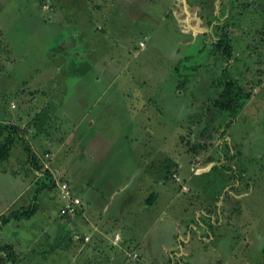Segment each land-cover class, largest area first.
<instances>
[{"label":"rangeland","instance_id":"1","mask_svg":"<svg viewBox=\"0 0 264 264\" xmlns=\"http://www.w3.org/2000/svg\"><path fill=\"white\" fill-rule=\"evenodd\" d=\"M52 2L0 0V126L21 120L23 135L32 130L34 136L26 140L40 167L35 170L28 163L19 140L9 158L0 161V216L36 202L34 214L0 226V243L14 246L18 264L78 261L73 215H58L61 196L56 186H43L48 182L44 172L62 176L83 200L82 189L76 187L89 175L90 156L74 142L81 136L88 147L95 134L96 138L148 140L154 150L161 147L166 163L164 188L174 193L178 188L180 198L171 199L167 191L171 204L153 228L159 234L150 235L158 256L154 263H160L161 241H170L189 255L188 264H264V0L260 4L257 0H56V7ZM80 2L83 11L93 10L98 17L107 14V20H94L98 28L106 31L114 22L112 27L120 29L116 33L97 30L77 45L84 48L77 51L78 58L93 59L90 76H101L94 85L77 82L75 76L65 78L76 51L57 48L67 31L74 29L71 17ZM222 29H227L233 47L229 71L251 94L234 118L212 107L214 82L226 63L212 48ZM63 55L72 59L64 66ZM34 89L51 95V103L61 101L64 93L63 108L32 114L40 101L22 93L32 95ZM80 91L87 93L81 101L77 100ZM100 93V104L110 94L123 93L136 107L149 101L158 110L156 114L147 110L149 120L144 121V111L117 106L119 110L103 115V124L93 116V130L86 129L85 122L75 127L76 109H87ZM139 93L150 99L142 95L132 99ZM27 109L33 111L28 116ZM122 117L132 121L128 130L116 122ZM41 131L52 147L35 145L41 141L37 139ZM91 143L92 147L83 148L90 154L97 141ZM190 159L208 162L209 168L193 172ZM134 163H124L123 172L127 174L126 168ZM87 227L79 230L90 233ZM201 235L214 241L201 246ZM131 248L127 263L139 262L140 248ZM134 253L136 258L131 256Z\"/></svg>","mask_w":264,"mask_h":264},{"label":"crops","instance_id":"2","mask_svg":"<svg viewBox=\"0 0 264 264\" xmlns=\"http://www.w3.org/2000/svg\"><path fill=\"white\" fill-rule=\"evenodd\" d=\"M79 1L80 0H77V3ZM87 1L88 0H86V2ZM261 1L262 0H257L259 4ZM53 2L56 7L58 5L56 0H53ZM80 5L81 6L78 5L79 9L76 11L77 13L71 17L72 21L74 20V29H71V33L70 31H67L66 36H64L57 48L59 52L62 51L65 53L68 52V50L76 51V60L69 63L65 68V78L68 76H75L74 79L75 81L78 80L77 82L80 81L82 83L85 82L87 85H94L100 81L101 76H90L92 70L94 71L92 63L93 59L90 56H88V60L83 59V56L78 58L77 51H83L84 48L77 47V45L80 43V39L92 36V33L94 34L97 30L103 33L110 30L116 33L120 32V29H117L118 27H112L114 22L113 24H110L106 31L102 27L98 28L96 26L97 23L94 22V20L98 17L97 15H99V13L94 12L93 10L89 12L83 11L85 5L82 2H80ZM257 7L258 5L254 6V9L256 10ZM263 10L264 8L261 11ZM98 18L107 20V14L99 16ZM83 33L85 34L82 35ZM90 39L91 41L93 40L92 38ZM92 48L93 47L90 46L87 50L91 51ZM69 56L70 55H63V57H65L63 66L66 65L67 60L72 61V59H68ZM229 62L231 63L232 59H230ZM98 72H100V70H98ZM177 86L175 88L176 91L179 90ZM23 92L24 93L22 94H26V97L29 96L31 100L37 98L40 101L38 106L32 105L36 108L34 112L31 111L32 109L30 111L29 109L25 111L27 116L28 112H33L32 114L35 115L40 112L41 109L48 110L53 107L57 108L59 111L64 106L65 97L62 92L60 97L61 101L57 100L55 103L49 101L52 97L51 95L47 96L45 91L34 89V94L32 95L28 94V92L25 93V90ZM102 95V93L97 94L95 100L90 102V106L87 109H76L78 113L75 118V127L82 124V122H85L86 129L92 128L91 130H93V116L98 118V124H103V115L110 114V111L119 110L116 109L117 106H122L121 110L124 111L128 108L144 111V121L149 120L147 114L150 113H147V110H150L155 114L158 110V108L153 106L149 101H145L144 104H141L140 102V107H136L131 100H128L129 95L123 93L110 94L111 96L109 95L106 98L107 102L100 104ZM135 95L132 99H136L137 96L141 95L143 96L142 98L150 99L145 93ZM86 96L87 93L85 91H80V97L77 100H84ZM26 97H24V99ZM57 98L59 97L57 96ZM29 102L30 100L24 103L29 104ZM81 104L82 103H80L79 106H81ZM98 105H101V107L97 108L96 111H93ZM64 114H66V112ZM90 114L92 115L91 117ZM49 115L54 116L52 114ZM2 117H4V115H2ZM53 118H55V116ZM130 121L131 120H127L126 118L124 119V117L116 119V122L122 125L123 130H128L127 126ZM11 124L20 126V129L22 128L21 120L13 121ZM35 128L38 129L37 126H35ZM95 130L105 131L106 129L95 128ZM31 131L32 130L28 128L26 134L24 133L25 139L29 140L34 136V134H30ZM42 133L43 131L40 132V135H37V139L41 141L40 143H35V145L42 144L41 146L49 145L52 147L50 143L46 142L49 138ZM79 138L80 140L74 142V146L77 149L82 148L80 152L86 156H90V164L89 168H87L89 175L81 179L82 181H80L76 187L82 189L81 196H83V200L79 195H75L76 193L74 194V187L68 182L73 194L78 196L82 202L81 208L72 216L73 219H71L78 232H81L79 229L85 224H87L92 231L90 233H78L77 231H74L77 234L89 237L86 242H83V240H74L78 245L77 251L79 254L78 257L75 256V259L78 258V261H76L75 264H188L189 255L183 253L182 247H179V244L177 247H173L172 242L169 243L170 241L165 243L164 241H161L158 246V250L161 249L160 263H154L153 261V259L158 257L155 255L156 247L154 245V237L159 234V232L153 230V228H155L157 226L156 224L160 221L163 211L168 210L171 204V202L167 200V191H171V193H169L171 199L172 196H174L175 199L180 198L178 192L180 190L178 188L176 189L177 193H174L171 189L168 190L167 188H164L163 177L164 166H166V163L164 164L162 159L161 147L154 150L152 148V142L148 140H121L109 138L106 135H104L103 138H96L94 134L91 141L94 139L97 143L96 148H93L94 150H92L90 154L83 148H89V146L92 147L91 141L87 143L89 144L87 147L85 146V141H82V137L79 136ZM158 160L159 162L157 164ZM133 162L136 163V166L132 164L130 165L131 168L127 167L126 170L128 173L125 174L126 172H123L124 163ZM209 164L210 163L208 162H202V160H189L190 170L192 169L193 172L195 171L196 173L207 170ZM83 185L87 189H84ZM186 202H188V199H186ZM196 210L194 211L197 212ZM195 212H193V214ZM189 223L192 224L191 221ZM202 225L199 223L198 228L203 229ZM116 232L120 234L117 241L113 239V235ZM150 235L154 237H150ZM202 236L203 235L199 237L201 246L214 241L212 236H208V240ZM60 237L62 238V235ZM131 246L133 248H140V254L143 257L145 255L149 261L140 256L141 258L139 262L127 263V261H131L128 259V257H130V254L128 253L129 249H132ZM145 261H147V263H145Z\"/></svg>","mask_w":264,"mask_h":264},{"label":"trees","instance_id":"3","mask_svg":"<svg viewBox=\"0 0 264 264\" xmlns=\"http://www.w3.org/2000/svg\"><path fill=\"white\" fill-rule=\"evenodd\" d=\"M214 52L224 61L225 66L222 68L219 77L214 82L216 97L212 101V107L219 111L228 112L233 118L239 112L244 101L250 98V92H244L242 86L238 84L237 80L230 74L229 60L232 57L233 47L227 29H222L212 42ZM1 137L0 139V161H5L9 158L12 146L16 140H19L24 146L28 163L35 169H39L37 159L32 151L28 141L24 138L22 129L15 124H5L0 126ZM48 182L43 186L53 188L55 186L53 177L49 171ZM45 176V175H44ZM35 202H29L25 209L12 210L8 214L0 216V226L7 224L10 220L25 219L34 214ZM24 210V211H23ZM18 255L11 244L0 243V264H18Z\"/></svg>","mask_w":264,"mask_h":264},{"label":"built area","instance_id":"4","mask_svg":"<svg viewBox=\"0 0 264 264\" xmlns=\"http://www.w3.org/2000/svg\"><path fill=\"white\" fill-rule=\"evenodd\" d=\"M45 9H48L49 4L45 3L43 6ZM142 45V42L140 43ZM175 176V175H174ZM55 186L58 189V192L61 196V205L58 209L59 216H66V215H74L77 211L81 208L82 202L78 196H75L69 186L67 180L62 178V176L53 177ZM73 239L76 241L83 240V242L88 241V236H82L80 234H74ZM119 239V233L114 234V240L117 241ZM132 258H136V254L131 255Z\"/></svg>","mask_w":264,"mask_h":264},{"label":"flooded vegetation","instance_id":"5","mask_svg":"<svg viewBox=\"0 0 264 264\" xmlns=\"http://www.w3.org/2000/svg\"><path fill=\"white\" fill-rule=\"evenodd\" d=\"M215 39V38H214ZM226 64V63H225ZM225 66V65H224ZM229 66H230V64H229ZM229 69V68H228ZM230 74H231V72H230ZM232 75V74H231ZM234 77V76H233ZM235 78V77H234ZM236 79V78H235ZM237 80V79H236ZM239 84V83H238ZM197 156V155H196Z\"/></svg>","mask_w":264,"mask_h":264}]
</instances>
